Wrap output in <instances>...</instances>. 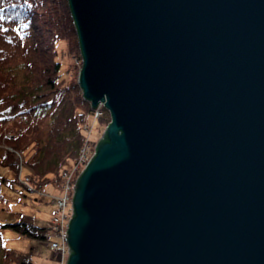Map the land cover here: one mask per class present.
<instances>
[{"label": "water", "instance_id": "water-1", "mask_svg": "<svg viewBox=\"0 0 264 264\" xmlns=\"http://www.w3.org/2000/svg\"><path fill=\"white\" fill-rule=\"evenodd\" d=\"M111 122L66 264H264V0H68Z\"/></svg>", "mask_w": 264, "mask_h": 264}, {"label": "trees", "instance_id": "trees-1", "mask_svg": "<svg viewBox=\"0 0 264 264\" xmlns=\"http://www.w3.org/2000/svg\"><path fill=\"white\" fill-rule=\"evenodd\" d=\"M62 40L82 61L68 0H0V71L8 75L0 83V153L15 174L17 155L22 156L25 176L36 191L60 185L84 145L85 119L94 113L77 78L62 80L57 51ZM6 182L0 176V201ZM7 227L37 240L44 239L47 227L0 221V264H34L32 253L2 247L1 231Z\"/></svg>", "mask_w": 264, "mask_h": 264}, {"label": "rangeland", "instance_id": "rangeland-1", "mask_svg": "<svg viewBox=\"0 0 264 264\" xmlns=\"http://www.w3.org/2000/svg\"><path fill=\"white\" fill-rule=\"evenodd\" d=\"M70 46L71 45L68 41L62 40L57 48V51L59 52L58 61L62 63L63 67L62 80L66 82L72 80L73 78H77V80H79L82 67V61L78 58V56H72L70 54ZM16 59L18 61V58ZM13 64H15L14 61H12V63H8V66H12ZM71 64H74L75 67H77L76 73L74 72L75 68L71 70ZM2 71H0V83L4 80L8 81V79H6L8 77L7 71ZM3 85L7 84L4 82ZM0 87L2 88V86ZM8 92L11 91L8 89ZM102 111L103 114L101 118L96 119L94 110V113L86 117V121L84 122L83 130L85 133V142L82 146V150H86L85 155H90L89 157L95 153L98 142L103 137L106 128L111 122L110 113L107 112V110L104 111V109ZM102 119H108L110 122L105 124L104 121L101 123ZM2 147H4L6 151L12 150L4 145H2ZM80 152L81 154L79 153L77 159L74 162H70L68 165V167L74 168V172H72L73 175H70L69 177L74 179L75 183L89 163V161L87 162L80 156L82 155V151ZM3 154L4 153L2 151V153H0V176L6 179L7 182L6 184H3L1 188L3 199L0 201V221H3L5 224L30 223L39 227H48V229H50V214L52 212L51 204H53V198L57 197L59 199L61 196L63 184H65L63 181V174H66L67 172L62 174L61 183L58 187L49 185L45 190L36 191L33 188L30 179L25 176L27 170L25 169V164H23L24 159H22V156L17 155L19 159V167L17 174H15L11 167L5 165L2 158ZM1 232L2 247L5 249H13L20 253H32L34 264H66L67 262L64 258L68 256L65 254L63 257L61 253L58 254L57 252L56 254L54 250L50 249L49 245L46 243L47 241L44 239L37 240L35 238H31L9 227L3 228ZM62 258L65 261H63Z\"/></svg>", "mask_w": 264, "mask_h": 264}, {"label": "built area", "instance_id": "built-area-1", "mask_svg": "<svg viewBox=\"0 0 264 264\" xmlns=\"http://www.w3.org/2000/svg\"><path fill=\"white\" fill-rule=\"evenodd\" d=\"M103 106V105H102ZM96 118H99L102 115L101 110H98L96 113ZM82 155H80L87 162L90 161V155H85V150H81ZM81 154V152H80ZM87 164V163H86ZM74 168L70 172L63 174L64 183L63 190L59 199L57 197L53 198V206L52 212L50 214V229L46 234V239L48 240L51 249L59 252L63 255L69 253V246L67 241V230L70 219L73 216V197H74V189L76 184L74 179L70 178V175H73L72 172ZM77 177V176H76Z\"/></svg>", "mask_w": 264, "mask_h": 264}, {"label": "bare ground", "instance_id": "bare-ground-1", "mask_svg": "<svg viewBox=\"0 0 264 264\" xmlns=\"http://www.w3.org/2000/svg\"><path fill=\"white\" fill-rule=\"evenodd\" d=\"M81 69H82V67H81ZM86 151V150H85ZM93 157H94V154L92 155Z\"/></svg>", "mask_w": 264, "mask_h": 264}, {"label": "snow or ice", "instance_id": "snow-or-ice-1", "mask_svg": "<svg viewBox=\"0 0 264 264\" xmlns=\"http://www.w3.org/2000/svg\"><path fill=\"white\" fill-rule=\"evenodd\" d=\"M24 27H27V25H25Z\"/></svg>", "mask_w": 264, "mask_h": 264}]
</instances>
